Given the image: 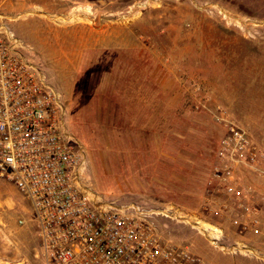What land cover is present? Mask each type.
I'll return each instance as SVG.
<instances>
[{
    "label": "rangeland",
    "instance_id": "obj_1",
    "mask_svg": "<svg viewBox=\"0 0 264 264\" xmlns=\"http://www.w3.org/2000/svg\"><path fill=\"white\" fill-rule=\"evenodd\" d=\"M0 12L62 96L92 199L173 208L182 218H159L166 240L210 264H262L264 228L233 224L242 211L211 172L233 122L260 154L234 180L264 224V0H0ZM36 233L0 177V264H43ZM231 245L252 253L221 248Z\"/></svg>",
    "mask_w": 264,
    "mask_h": 264
},
{
    "label": "built area",
    "instance_id": "obj_2",
    "mask_svg": "<svg viewBox=\"0 0 264 264\" xmlns=\"http://www.w3.org/2000/svg\"><path fill=\"white\" fill-rule=\"evenodd\" d=\"M10 21L0 12V177L14 184L33 211L43 264H210L187 245L162 237L159 218L180 219L178 210L103 204L89 196L81 185L85 152L65 126L62 96L26 57L28 48ZM259 155L246 132L228 122L211 172V183L242 211L233 224L254 236L262 234V213L241 203L234 174L255 167ZM218 240L210 237L214 245ZM221 248L252 253L245 245ZM257 258L264 264V257Z\"/></svg>",
    "mask_w": 264,
    "mask_h": 264
},
{
    "label": "bare ground",
    "instance_id": "obj_3",
    "mask_svg": "<svg viewBox=\"0 0 264 264\" xmlns=\"http://www.w3.org/2000/svg\"><path fill=\"white\" fill-rule=\"evenodd\" d=\"M205 231L209 232V235H210L212 238H216V237H215V234H214V231H215V230H212V229H210V228H206ZM216 236H217V235H216Z\"/></svg>",
    "mask_w": 264,
    "mask_h": 264
}]
</instances>
